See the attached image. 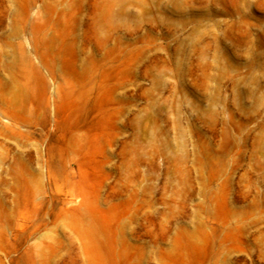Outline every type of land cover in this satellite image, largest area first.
I'll return each instance as SVG.
<instances>
[{
	"label": "rangeland",
	"instance_id": "rangeland-1",
	"mask_svg": "<svg viewBox=\"0 0 264 264\" xmlns=\"http://www.w3.org/2000/svg\"><path fill=\"white\" fill-rule=\"evenodd\" d=\"M0 264H264V0H0Z\"/></svg>",
	"mask_w": 264,
	"mask_h": 264
}]
</instances>
